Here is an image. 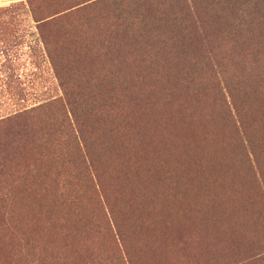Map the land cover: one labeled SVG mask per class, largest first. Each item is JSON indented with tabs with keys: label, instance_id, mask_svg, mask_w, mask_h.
I'll return each mask as SVG.
<instances>
[{
	"label": "rangeland",
	"instance_id": "1",
	"mask_svg": "<svg viewBox=\"0 0 264 264\" xmlns=\"http://www.w3.org/2000/svg\"><path fill=\"white\" fill-rule=\"evenodd\" d=\"M81 1L0 0V135L9 118L64 99L65 77L86 89L84 113L99 107L67 111L63 139L30 124L34 137L0 173V264H264V96L250 91L264 86V61L252 56L262 40L244 47L222 34L234 22L223 11L196 45L202 0L191 21V3L151 0L148 13L125 7L118 22L112 7L64 10ZM32 10L58 17L41 33ZM106 20L119 42L100 32ZM183 41L203 54L182 53L172 69L165 61ZM203 117L206 130L188 128ZM197 132L208 148L196 151Z\"/></svg>",
	"mask_w": 264,
	"mask_h": 264
},
{
	"label": "trees",
	"instance_id": "2",
	"mask_svg": "<svg viewBox=\"0 0 264 264\" xmlns=\"http://www.w3.org/2000/svg\"><path fill=\"white\" fill-rule=\"evenodd\" d=\"M150 1L151 0H82L81 2H74V4H72L68 8H65L64 10H68L72 7H75L74 12H73L75 14H83V13L86 14L88 12L94 11L98 13V14L96 13L97 15H99L101 13L105 14L107 10L110 7H112L114 8V11H116V13L114 12V17L116 19V22H118L121 20V17L123 18L128 17L126 15L128 13L125 7H131V8L134 7L132 11H136L139 14L148 13V11L152 9L150 6L151 5ZM171 1L173 2V6L178 7L179 9H184L185 4L191 3L193 13L192 14L187 13L186 17H183L185 21L186 20L191 21L193 17L196 19L199 18V13H198V10L196 9V2H195L198 0H171ZM202 1L200 2L204 3V5L206 6V12H208V14L203 16V18L205 17L207 20L198 21V23L201 24L199 28H201L202 32L204 33L202 34L203 35L202 39L197 40L198 44L196 45L201 46L200 42L206 41V40H207L206 43L208 44L210 37H211L210 31L213 30V29H210L211 26H213L212 22L213 20L220 22V20L222 19L221 12L223 11L230 13V14L234 13L233 15L231 14L234 18V22L231 25L227 24L229 26L226 27V29L224 30L225 32H223L222 30L223 32L222 34H225V36L226 35L233 36L232 38L234 40L239 41L240 39L241 40L240 46L242 45L244 47L249 45L250 41L256 38L258 40H262L261 44H264V0H202ZM27 2L29 3V6L31 5L30 7H32L33 0H27ZM183 4H184V7H183ZM32 11H33V17L35 21L38 22L39 30L41 31V33H42L41 28L47 27L49 24L54 22L56 18L58 17L56 16L57 13L53 15H46L44 17H40V16H37L36 11L34 10ZM173 13L176 14L175 12ZM162 20H165V18L161 17L160 15L159 21H162ZM175 21H180V20L175 19ZM203 23L207 24V29H209L208 31H205L206 27L203 26ZM215 26L216 24L213 27ZM184 31L195 35L196 34L195 25H194V31H188L186 28H184ZM100 32H103V35L105 34L107 35V37H108V34L110 33L109 37L112 43H115L116 41L119 42L118 25L116 23H112L109 20H106ZM147 33H148L147 31H144L143 35L141 34L140 38H142V41L146 37ZM43 39H44L43 41L45 45L49 47L50 40H48V37L43 36ZM106 41L109 44L108 38ZM120 42L122 45L123 42L122 41ZM184 44L185 43L183 41L182 43L176 44V46L173 47L174 51L171 55H175V57L174 56L169 57L165 61V65L170 66V64L173 63L171 68L175 69L177 66H179L178 64L180 63L179 59H176V58H179V56H181L182 53L186 56V55H189L190 53L191 55H194L195 53L199 54L201 51V49H196V48L190 51V46L187 45L186 47H184ZM107 47H109V45H107ZM149 48L152 50L153 45L151 46L149 45ZM49 51L51 53H54V50L52 52V49ZM200 54H203V52H201ZM53 55H55V53ZM252 56L258 57V59L262 60L263 62L264 61V46L261 45L257 47L252 52ZM159 58H162V59L156 61L157 58L154 57L151 63L149 62L150 58L147 61L150 64H153L154 62H160L165 59L163 57H159ZM122 64H126V63L123 60H121L120 61L121 67H123ZM163 65L164 63L162 61L161 66ZM126 67H127V70L123 74L124 76H126V78H129L130 77L129 75L132 73L133 70L131 69V67L130 68L128 66ZM67 68H72V66L67 65V64L64 65L63 69H65V72L70 70ZM107 70L108 71L112 70V66L108 68ZM178 71H180L179 73H182L183 70H180L178 68ZM121 72L122 71H119V73ZM70 74L73 75L71 72ZM75 74H77V72H75ZM110 76L113 78V77H116L117 74L115 71H113L110 73ZM107 77L108 75H104V80H106ZM65 80L67 82L71 81L73 83V88L72 89L66 88L64 90V99L54 98L48 102H45L44 104H40L38 106L25 110L20 115L11 117L7 120L8 124L6 127H4L5 132L3 133V135H0V173L3 172L4 175H6L7 171L10 173V167L13 163L12 157L15 154V150H17L19 147H22V140L27 135L34 137V134L36 133V131L35 129L31 131L30 124L35 123V121H41V124L40 123L39 124L41 125V130L44 133V135L50 137L51 139L54 136L62 138L59 132L61 131V128H64L68 125L69 117L67 115V111H69L71 115L73 114V115L79 116V115H84L85 113L90 114L91 112L94 114L96 112V109L99 108L97 104L95 105L92 104L91 106L92 108L88 107V112L84 113V109H81V106L85 107L88 103L87 101H84V99H86L85 98L86 89L83 88L82 94H77L74 87L78 84H75L73 79L68 80V78L65 77ZM83 81L87 83L89 80H83ZM191 81L192 80L190 79L189 83H191ZM257 82L258 80H255L254 82H250L251 84H253V87L250 88V91H253L256 93L258 92L256 95V98H260V96L261 97L264 96V86L262 90H259L258 86L255 85ZM250 83L248 84L247 87H250ZM239 84L241 85V87L244 86L243 82ZM93 85L96 86V82H92L91 86ZM259 106H262V105H259ZM58 116L61 117V120L59 122L57 121ZM206 121H207V118L203 117L201 118V123H199L201 126L189 123L188 128L189 127L194 128V129L199 128V131L206 130L208 127H205V126L209 125L208 122ZM198 132H197L198 138L194 136V138H196L197 140L196 151H198L199 149H203L204 147L208 148L207 146L208 142L202 143L201 141H203L204 136L202 135V133H198ZM189 134L190 133L186 135H189ZM189 136L191 137L192 135H189ZM32 139L34 140L33 148L37 149L40 146L37 143L38 139L37 138H32ZM46 140H48V138ZM45 143H47V141H45ZM65 143H67V140H65ZM186 145L181 144L179 147L181 148ZM211 146L212 148L210 150L213 152H216V149L213 147L212 143H211Z\"/></svg>",
	"mask_w": 264,
	"mask_h": 264
}]
</instances>
